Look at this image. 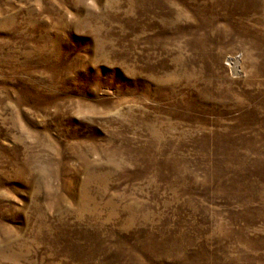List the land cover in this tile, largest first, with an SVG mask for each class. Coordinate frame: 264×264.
Listing matches in <instances>:
<instances>
[{
    "label": "rangeland",
    "instance_id": "rangeland-1",
    "mask_svg": "<svg viewBox=\"0 0 264 264\" xmlns=\"http://www.w3.org/2000/svg\"><path fill=\"white\" fill-rule=\"evenodd\" d=\"M0 264H264V0H0Z\"/></svg>",
    "mask_w": 264,
    "mask_h": 264
}]
</instances>
